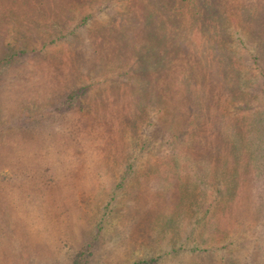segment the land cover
Here are the masks:
<instances>
[{"label":"rangeland","instance_id":"obj_1","mask_svg":"<svg viewBox=\"0 0 264 264\" xmlns=\"http://www.w3.org/2000/svg\"><path fill=\"white\" fill-rule=\"evenodd\" d=\"M214 105L259 114L262 199L264 0H0V264H264L260 237L210 231L228 171L203 176L194 146Z\"/></svg>","mask_w":264,"mask_h":264},{"label":"trees","instance_id":"obj_2","mask_svg":"<svg viewBox=\"0 0 264 264\" xmlns=\"http://www.w3.org/2000/svg\"><path fill=\"white\" fill-rule=\"evenodd\" d=\"M208 1L209 0H203V3L207 4ZM201 15L203 14L201 13ZM209 15L215 16V14L212 13H210ZM176 22L177 20L175 16L168 17L167 23L170 24L171 29H174ZM172 44L176 45V41L174 38ZM224 64H221V66H224ZM217 68L221 70V67H217ZM220 75L221 73L219 72L218 76L220 77ZM221 77H227V76L221 75ZM205 94L207 95V93ZM227 94L228 93H224V94L219 93V95H214V97L216 96L220 98L223 97L225 98L226 96L229 97ZM172 95L173 94L169 95L168 97ZM178 95H181L185 99V105H187L188 102L189 110L187 112V116H189V118L186 124L188 128L193 127L192 129H190L191 130L190 134H192L197 130V126H192L194 121L190 120L193 111L192 96L189 95L188 96L189 98H187V96H185L184 94L178 93ZM207 97L208 99L210 98V96ZM190 103L192 105H190ZM228 105L231 106V103H228ZM62 106H63L61 108L62 111L63 109H65L74 112L78 108L81 109L80 108L81 96L78 95V93L76 92H68L67 95L65 96ZM220 108L222 109V107ZM212 113H213V118H209V115L206 116L205 124L207 125L208 123V126H205V128L200 129L204 137L198 139L197 143L194 146V148H196L197 150V154H199V156L203 160H207L204 162L202 160L200 163L204 171L203 176L204 174H206L207 170L209 171V173H212L215 166L220 167V169L222 170L226 169V171H228L227 173L222 172V178H223L222 182L225 190L223 192L217 191L218 193L217 196L220 197L221 199L223 198L225 203L223 202L224 204H222L221 201L218 202L221 204L217 206V209H215L216 212L215 215L213 216L212 214L211 216L210 231L214 235H217L218 233H222L224 231L222 230L223 228L224 229L226 228L228 230L230 229L233 234L238 235L237 241H239L237 242V245L230 242V245L234 247L233 249H236L238 247L240 248V244H241L243 248H247V249L253 248L254 250V248L256 247V251H257L261 247L259 243H257L259 239L256 241V238L260 237V240L264 242V213L261 211V208L263 206L261 202L263 201L264 197L261 199L262 196H259L260 193L258 191L259 189L252 191L250 190L249 187H251V185L254 183L258 184L260 181V178L259 180L257 179V177L255 178L252 175L253 172L250 171L251 170L250 168L256 167L257 166L256 164H258V162H261L262 159L260 158L261 156H263V155L260 156L256 153L257 143L252 142L253 141L252 136L255 133L254 132L255 129L252 128V125L254 124L253 121L256 119V117L259 118L258 116L259 114L256 113L250 117H248V115H245L244 117H242V119H239V121L235 119L229 121L228 117L220 111L217 105H214V108H211L210 114ZM172 117L173 118L176 117L175 113L172 114ZM195 125H196V120H195ZM244 131L248 134V137L251 140V142L245 143L244 141H242L243 138L241 137V133H243ZM222 137H224V139ZM189 147L190 146L187 145L186 149H188ZM250 152L253 154H250ZM208 156H210V159ZM213 157H218V159ZM249 160H252L255 166L251 162H249ZM258 169L261 170L260 167H258ZM199 179L201 183L205 184L207 188L208 183L205 181V177L202 178L201 176L199 177ZM211 179L213 182V178ZM203 189H205V187ZM197 197H198V205H200L202 197L204 198L205 195L203 196L202 192H200L199 195H195L194 198L196 203H197ZM174 203L175 205L173 206L172 213L170 214L171 216L170 219L172 218V215L178 210L177 207L182 202L178 201ZM259 223H261V229ZM246 230L249 232V235L247 236L244 233ZM251 245H253V247H251ZM242 250L247 251L245 249H239L238 251L242 253L243 252ZM90 253L91 252L88 251V254ZM234 254H233V250L231 249V257ZM85 255L86 253L81 251L78 257L76 258L75 263L83 264L82 260L86 261ZM250 256H249V264L250 263L252 264L253 262L251 261ZM240 260L241 259H239L238 257L233 256L231 259L227 261V264H241L242 262ZM252 260L254 261L253 257ZM135 264H142V262ZM147 264H151V262H147Z\"/></svg>","mask_w":264,"mask_h":264}]
</instances>
